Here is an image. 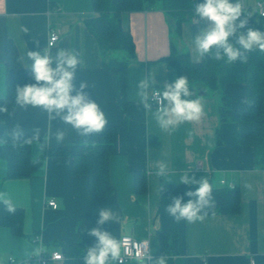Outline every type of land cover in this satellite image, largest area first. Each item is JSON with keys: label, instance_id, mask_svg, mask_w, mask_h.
Listing matches in <instances>:
<instances>
[{"label": "crops", "instance_id": "crops-1", "mask_svg": "<svg viewBox=\"0 0 264 264\" xmlns=\"http://www.w3.org/2000/svg\"><path fill=\"white\" fill-rule=\"evenodd\" d=\"M259 1L264 2L241 0V18L247 16L248 28L264 32V16L252 12ZM201 2L196 0V4ZM97 15L93 0H0V98L7 93L8 40L16 45L25 67L24 53L43 54L51 31L56 30L59 40L51 54L55 56L58 49H72L81 60L73 81L75 88L79 90L81 82H87L89 87L84 91L104 111L107 125H126L113 134L114 152L109 167L115 192L109 196L89 194L88 177L72 171L71 156H47L31 176L18 177L8 175L7 159L0 156V193L8 195L19 208L13 214L21 216L19 233L0 223V264H42L38 260L40 252L61 251L65 256V245L82 239L87 250L96 243V238L88 235V230L95 227H102L119 240L124 234L148 238L155 254L151 264H157L160 257H165L166 264L170 260L172 264H264V169L256 166L253 146L240 143L239 124L221 122L217 96L202 95L197 88L196 95L189 99L199 96L204 101L203 117L171 131L160 129L140 101L143 81L154 79L152 86L163 90L165 83L179 77L176 69L162 60L170 53L173 37L168 13L161 8L122 12V26L131 33L135 50L127 67L125 108L114 73L103 65L98 41L88 28V20ZM205 27L206 20L193 17L183 24L177 42L195 62L201 61L202 56L196 51L193 38ZM246 30L238 29V34ZM229 42L235 44V39L229 37ZM189 87L192 90L193 85ZM224 91L234 108L246 106L245 83L228 82ZM150 103L153 111L157 110L152 100ZM17 130L32 137L31 157L35 160L42 154L44 143L62 147L82 137L71 126L58 119L50 121L41 109L31 107L23 110L14 106L6 118H0V133L14 135ZM58 132L64 133L62 141L56 138ZM160 162L169 169L163 179L156 175ZM190 168V175L197 180L205 178L219 186L224 179L237 185L241 209L238 213H214L210 207L203 221H180L176 251L169 249L170 253L159 255V233L170 232L174 223L166 211L172 202H161V185H177L179 177ZM137 172L146 173V192H135ZM190 186L191 191L198 187ZM53 198L57 207L48 204ZM101 208L115 212L118 221L98 226ZM4 211L9 213L6 207ZM65 261L66 256L46 264Z\"/></svg>", "mask_w": 264, "mask_h": 264}, {"label": "trees", "instance_id": "trees-1", "mask_svg": "<svg viewBox=\"0 0 264 264\" xmlns=\"http://www.w3.org/2000/svg\"><path fill=\"white\" fill-rule=\"evenodd\" d=\"M196 0H93L94 9L98 15L88 20V28L95 35L102 63L115 76L116 85L120 90L121 104L126 103L127 67L134 56V41L131 33L125 30L121 23L124 11L144 8H161L170 16L172 32L171 49L162 58L168 65L174 67L178 76H186L190 85L194 83L202 95H215L218 98L217 110L221 122H237L239 124V141L241 144L253 146L256 166L264 169V52L255 49L245 53L246 62L235 63L217 61L212 56H202L201 61L195 62L186 49L177 45L182 33V26L191 20L194 14ZM7 93L0 98V105L8 109L15 105V88L33 83L30 69L21 62L19 52L14 42L7 43L6 60ZM228 82H242L247 86V104L244 108H234L231 98L226 95L224 86ZM8 113H0V118H6ZM122 125H106L103 132L82 136L62 147H48L43 144L42 154L35 160L31 157V136L0 133V156L7 159L8 175L11 177L31 176L35 169L47 156H71L72 171L75 174H85L88 177V192L91 196H109L115 189L110 179V157L114 152L113 134L125 127ZM218 141H221L218 129ZM212 185L214 213H238L241 209L240 189L237 185ZM147 176L137 172L135 176V192L147 191ZM190 185H161V202H172L173 198L183 197L191 191ZM5 205L0 203V223L7 224L13 232L21 231L19 214L6 213ZM16 209H19L16 207ZM179 222L174 220L172 230L160 232L161 245L159 255L176 251L178 243ZM175 247V248H174ZM65 264H83L86 251L83 239L74 245H65ZM171 249V251L169 250ZM169 264H172L170 260Z\"/></svg>", "mask_w": 264, "mask_h": 264}, {"label": "clouds", "instance_id": "clouds-1", "mask_svg": "<svg viewBox=\"0 0 264 264\" xmlns=\"http://www.w3.org/2000/svg\"><path fill=\"white\" fill-rule=\"evenodd\" d=\"M242 14L244 10L241 0H203L195 4L191 20L198 17L207 21V27L193 38L198 54L210 55L217 61L224 60L231 64L238 60L246 62L245 53L255 49L264 52V32L248 28L247 16L242 19ZM243 28L247 29L246 32L238 34V29ZM229 37L235 39V44L229 42ZM56 41L57 37L52 36L47 46L43 48V54L41 51L24 53L22 59L25 60V67L30 69V78L34 82L15 88V105L23 110L29 107L39 108L47 114L50 121L58 119L71 126L79 135L99 134L108 123L104 111L84 91L89 87L87 82L82 81L79 90L73 83L81 60L72 49H58L53 56L51 49ZM29 60L32 63L29 64ZM153 82L154 79H148L140 84V101L143 107L153 114L160 129L171 131L181 124L201 120L205 112L204 101L199 96L189 99L196 95V85L192 83L193 88L190 90V82L186 76L182 75L171 83H165L163 90L160 86L153 87ZM150 100L156 102L157 110L153 111ZM8 112L7 106L0 105V113ZM20 135V131L17 130L14 138H19ZM56 138L62 141L64 133L58 132ZM190 173L191 168L179 177L176 184L198 185L195 191L186 193L192 199L183 202V197L173 198L172 203L166 208L167 213L176 222L203 221L207 215L206 209L212 207L214 203L213 188L209 181L205 178L197 180ZM168 174V165L160 162L156 175L163 179ZM0 203L5 205L9 213L16 211L15 204L7 194L0 193ZM118 219V215L111 209L101 208L97 225L115 223ZM88 235L95 237L96 243L85 251L83 264H122L121 240L102 230V227L88 230ZM136 258L138 264H151L152 257L147 245L144 246L143 254L137 250ZM157 264H166L165 257H160Z\"/></svg>", "mask_w": 264, "mask_h": 264}, {"label": "built area", "instance_id": "built-area-1", "mask_svg": "<svg viewBox=\"0 0 264 264\" xmlns=\"http://www.w3.org/2000/svg\"><path fill=\"white\" fill-rule=\"evenodd\" d=\"M252 12L258 13L259 15L264 16V2H262V1L257 2L256 5H254V7H253ZM52 36H56L57 41L59 40V34L56 32V30L51 31L49 40ZM152 102L158 108V105L156 104V102L154 100H152ZM221 183L223 185H228L230 187L235 186L233 183H227L226 180H224V179L221 180ZM48 204L51 205L52 207L58 206V203H57L56 199H54V198L49 199ZM120 240L123 242V247H122L123 261L122 262L132 260V259H137L136 258L137 250H139L141 252V254H143L145 245H147V247H148V250L151 254L152 260L155 258V254L151 251V249L149 247L148 238H137L133 235L124 234L120 237ZM64 257L65 256L61 251H53L50 254H47L44 251H42V252H40V254L38 256V260L40 263L46 264L50 261L62 260V259H64ZM10 259H11V262L15 261V259H13L12 257Z\"/></svg>", "mask_w": 264, "mask_h": 264}, {"label": "water", "instance_id": "water-1", "mask_svg": "<svg viewBox=\"0 0 264 264\" xmlns=\"http://www.w3.org/2000/svg\"><path fill=\"white\" fill-rule=\"evenodd\" d=\"M201 93H203V92H201ZM64 252H66V250H64Z\"/></svg>", "mask_w": 264, "mask_h": 264}, {"label": "rangeland", "instance_id": "rangeland-1", "mask_svg": "<svg viewBox=\"0 0 264 264\" xmlns=\"http://www.w3.org/2000/svg\"><path fill=\"white\" fill-rule=\"evenodd\" d=\"M184 49H186V48H184Z\"/></svg>", "mask_w": 264, "mask_h": 264}]
</instances>
